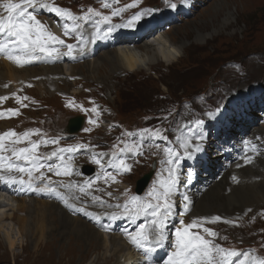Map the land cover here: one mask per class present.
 Instances as JSON below:
<instances>
[{"label":"rangeland","instance_id":"1","mask_svg":"<svg viewBox=\"0 0 264 264\" xmlns=\"http://www.w3.org/2000/svg\"><path fill=\"white\" fill-rule=\"evenodd\" d=\"M45 2L52 7L69 11L75 18L58 15L61 20H57L48 8L39 9L35 13L37 19L43 22L49 31L58 29L54 32L59 35L64 34V29H59L61 21L64 24H77L81 29L91 27V31L92 28L97 31L99 27L97 29L96 22L103 16L109 17V20L99 25L114 27L127 24L133 16L139 14L141 19L134 28L142 26V33L145 35L142 34L137 38L138 42L132 44L138 46L143 41L153 42V37L159 34L160 29L161 32L173 36L176 41L180 38L185 40L182 55L172 64L158 60L154 65H150V68L142 67L134 71L112 72L109 66L92 71L91 64L82 65L92 59L86 55L76 61L78 72L75 74L79 77H68L63 81L57 79L59 88L45 87L42 90L35 84L36 79L34 81V78H30L26 84L19 83L23 86L21 91L11 90L4 95L0 94V97L5 98L0 100L1 108L6 110L4 112L9 114V109L18 112L13 117L8 116V130L18 134L35 130L33 135L19 144H12V137L3 141L5 149L7 146L17 149L30 147L32 138L34 143L38 144L36 155L39 157L38 164L42 167L35 172L38 190L34 191L29 200L53 201L69 215L86 220L103 235L121 238L134 256L131 260L137 258L143 263L144 253L129 241L128 234L135 233L141 224L147 226L152 219L153 209H147L143 213L146 219L129 231L124 225L109 229L108 222L103 220L106 216H99L98 224H95L94 219L86 213L85 206L89 204L90 210L105 215L121 213L124 219L135 214H126L125 210V205H128L129 209L132 207L131 201L134 197L140 202L155 206L158 203L157 197L162 194L168 181L171 179L176 188L177 174L181 168L191 165L192 158L187 157L181 147L185 140L189 141L192 149L199 145V150L193 151L192 154L197 155L195 164L199 163L196 173L200 176V183L204 180L201 176L206 174V169L209 170L207 173L212 175L211 181H216L221 167L218 158L224 155L232 161L238 158H252L254 153H264V0ZM104 4L108 6L104 7ZM128 5L134 6L126 7ZM89 8L100 15H91L88 13ZM118 10V15H112ZM228 12L231 13L230 21L223 27L222 20ZM86 15L91 18L78 21L79 16ZM154 25L155 27H152ZM196 26L204 34L202 40H196ZM74 28L75 26L69 27L68 33H73ZM131 36H134V33ZM59 38L64 40L61 36ZM54 43L49 47H53ZM124 44L132 46L130 43L122 45ZM243 90L247 92L243 99L239 97L232 101L234 93H241ZM93 108L96 109L95 112L92 111ZM218 112L222 113L218 122L208 119V114ZM76 115L84 117L82 125L77 131L68 134V121ZM197 121L202 123L197 124ZM2 124L1 120L0 127L4 129ZM256 129L260 132L254 134ZM8 130L2 131L1 134ZM236 137H245L243 143L239 142V146L234 144L233 139ZM63 149L71 151H62ZM165 149H170L175 155L169 156ZM231 151L235 153V158L231 157ZM45 155L48 157L44 158ZM59 155L66 156L65 161L70 163L68 175H64L59 167H54ZM8 159L5 160L6 163L9 162ZM10 159L14 161L10 160L13 164H22L15 157ZM170 159L179 162L169 164ZM96 160H99V163H96ZM120 160L130 166L129 171L117 167ZM153 161V175L144 190L136 193L135 185L138 179L151 169ZM240 164L243 163L237 164L236 170L231 171L229 177L241 178L248 186L256 182L254 176L264 174L263 165L252 170L247 168L252 166ZM84 165L93 166L94 173L85 174L82 171ZM169 168L175 170L171 177ZM3 172L6 174L7 171ZM57 172L61 174L57 175ZM105 173H110L114 179ZM229 177L227 176V181L230 180ZM46 180L48 190L42 192ZM48 180L59 182L52 184ZM56 190L62 196L56 195ZM224 192L228 194L230 191ZM168 201L172 205L171 214L177 220L181 217L182 208L187 206V223L196 221L202 225L191 229V232L238 253L237 256L229 258L230 264H238L239 261L250 264L252 257L264 260V202L257 206L254 205L255 202H251V205L244 206L240 212L223 216L197 214L192 218L188 197L184 198L182 203L177 202L171 192ZM52 207L53 205L50 209ZM56 211L52 210L54 217L59 215V211ZM217 216L220 220L212 222V218ZM169 218L170 215L165 222L166 226ZM5 222L13 223V232L16 233V219L8 218ZM99 222L104 226L99 227ZM178 222L174 227L169 226L170 233L166 238L168 251L175 250L172 245L175 243V225ZM204 228L210 229L216 235L209 236L203 231ZM50 236L48 243H45L44 238L34 247L29 242L28 234L24 232L21 237H17L20 244L10 249L0 233V264H118L114 263L117 259L115 256L109 258V263H105L101 259V254L105 251L99 245L88 250L87 242L82 245L76 243L77 246L73 245L72 249L73 242L67 235L63 239L55 233ZM122 249L126 251V248ZM245 254H248V259ZM95 256L99 260H93ZM119 259L121 263L124 260ZM133 262L131 264H134Z\"/></svg>","mask_w":264,"mask_h":264},{"label":"bare ground","instance_id":"2","mask_svg":"<svg viewBox=\"0 0 264 264\" xmlns=\"http://www.w3.org/2000/svg\"><path fill=\"white\" fill-rule=\"evenodd\" d=\"M219 2L221 3V1ZM37 11H39V9H36L35 13ZM0 14L6 15V13H3L2 9H0ZM53 14H55L57 20H59L58 18L60 17L57 16L55 12H53ZM230 14L231 13L228 12V14L223 18V27L230 21ZM80 18V16L77 18L79 22L81 20ZM67 21L69 22V19ZM58 22L60 23V21ZM61 23L62 25L59 29H64V25H67L68 29L69 27L75 26V30L73 31V33H68L67 35L62 33L63 38L66 39L68 44L74 45L71 55H64V53H66L68 50H61L60 47L63 44L61 45L57 43H54L52 46L58 50L59 55L54 54L50 57L45 55L44 53L37 52L34 54V57L38 58H33L30 63H27L23 66L14 65V63L6 59L3 54H0V89L2 90L0 94L4 95L11 90L15 92L21 91V88L23 86L19 83L23 82L24 84H26V82L28 81V79L30 80V78H34V81L36 79L35 84H37V86L39 85L40 89L42 90L45 87H49V89H51L52 87H54V89H56L57 87L59 88V81L57 82V79L63 81L64 78L67 79L68 77H79L78 74H75V72H78L76 71L75 66L76 61H78L82 57L84 58V56L86 55L91 56L92 59L90 61L87 60L89 62L84 60V63L86 64L82 63V65L85 66L89 63L90 66L91 64L92 71L94 69L100 70L99 67L104 68L105 66H109L110 71L112 72H122L125 70L134 71L139 70L142 67L150 68V65H154L158 60H162L166 62V64H172L182 55L183 46L185 44V40H182L180 38L179 41H176L177 39L175 40L173 36L169 35L167 32H161V29L158 31L159 34L153 37V42L140 41L141 43L138 46L136 44H132L135 41L138 42L137 38H140L142 34L145 35L144 32L142 33V26L140 25H138L139 27L137 26L136 28L127 27L128 29L124 26L119 25L114 27L108 25H99V30L96 31L94 30V28H92L91 31V27L89 29H81L80 27L76 26L77 24H64L63 21H61ZM42 24L45 25L43 22ZM195 28L197 31L196 40H202V38H204V34L197 26ZM109 29H111V31H109ZM55 30L58 31V29ZM55 30L50 29V31L57 36V34L54 32ZM133 33L134 36H131ZM3 39L4 36L0 35V40ZM123 43H130L132 44V46H127L125 44L122 45ZM80 45H83V48L86 47V50L81 52ZM47 82L49 83V85ZM5 85H7V87H5ZM18 87L20 88L17 89ZM243 91L241 92L242 94L240 92L237 94L234 93L232 101H235V98L239 97H241L242 100L243 96L247 93L246 90L244 92ZM247 91L250 92L251 90ZM73 93H75V91H73ZM4 111L6 110L2 109L0 106V113L3 114L2 116H0V121H3L2 126L5 129L4 130L2 127H0V134L2 131H6L9 129L7 127V125L9 124L7 120L8 116L12 115L10 112L9 114H7ZM207 117L211 121L218 122L217 120L222 117V113L218 112L216 114H208ZM255 132H260V130L256 129V131H253V133L255 134ZM236 138L235 140L233 139L236 146H239V142L243 143L245 139V137ZM14 139L15 137H12V141ZM32 143H34L33 138ZM3 144H5V142H3ZM7 147L9 148V146ZM236 148L238 147H235V149ZM231 153V157H234L235 153L233 151H231ZM0 156H4L6 158L13 157L11 155V151L6 150H3L0 153ZM202 156L204 157L205 155L203 154ZM47 157L48 155H45L44 158ZM64 157L66 156L59 155L57 163L54 166L59 167L62 172H64L65 169H67V171H69L70 169V163L68 160L65 161ZM190 158H192V160H190V166H187L183 169L180 167L181 171L177 174L175 181V185L177 186L176 188H174V186L171 185V192L174 194L175 199L178 200L177 202L180 201L182 203L185 197L189 198V212L192 218L197 214H220L223 216L236 211L240 212L244 206L250 204L251 202H253V204L255 202V206H257V204L259 203L264 202V174H261L258 177L253 175L256 182H252V184L249 183V186L241 178L234 181L232 177H229L231 175V171H235V167L239 163H243L240 165H246V167L250 165L252 167L247 168L251 169L259 168L261 165L264 166V153H254V156L251 158L250 162L252 164L245 163V158H238V160L231 161L230 158L224 155V157L218 158V161L221 164L219 166L221 167L220 171L218 172L219 177L216 179V181H211L212 175L210 174V176L207 173L209 172V170L207 171L206 169V172L204 173H206L207 175L203 174V176H201L202 178H204L202 183L199 182L200 176H197L196 173V170L199 169V163H197V165L195 164L197 155L192 154ZM22 161L24 160H21V162ZM24 162H22V164L24 165H16L25 168L31 167L30 164H26L27 162ZM4 163L7 164L8 162L6 163L4 161ZM257 171H259V169ZM35 172L36 171L32 172L31 178L29 176L25 177V174L27 172H7L6 177H16L17 179L15 180L18 181L16 185L11 186L9 191H6L7 183L4 182V180H0V233L3 237L2 239L6 242L10 249H12L15 245L20 244V241L17 239V237H21L22 233L25 232L29 236L30 244H32L34 247H37L38 243L43 241L44 238L45 243H48V241L50 240L49 238L51 237L50 235L54 233L58 234L60 239H63V237L67 235L69 237V240L73 242L71 245L72 249L73 245L77 246L78 243L79 245H82L84 242H87L88 250L89 248L93 249L94 247L99 245V247L103 248L104 250H102L105 251L101 254L102 258L100 257L103 261H105V263H109V258L112 259V256H115L117 259L116 261H114V263L118 262V264H126L128 261L129 262L127 264H131L133 261H137L133 262L134 264H165L168 259L169 253L173 252L167 250L166 239L161 243H155V241L151 240L150 238V247H154L155 251L149 254V259L144 260L143 263L137 258H135V260H131V258H134V256L132 255V252L129 251L130 248L127 246V243H124V241L120 240L121 238L112 235H103V233L99 232L94 227L89 225L86 220H82L79 217L69 215L65 210H63L58 204L53 201L36 199L29 200L30 196L34 195V191L38 190V188H36V183L38 182V180L36 179ZM0 176L3 175L0 174ZM227 176L230 178L229 181H227ZM20 180H23L24 183H20ZM48 181L52 184H56L59 182H52L50 180ZM238 181L242 182L240 183ZM47 185L48 182L46 180L44 182L42 192H46L48 190L46 189ZM224 190L230 192L226 194ZM54 193L56 195L62 196V194H60L58 190L54 191ZM6 194H8V196ZM19 196H22V198H18ZM52 205L53 207L52 209H50ZM85 208L87 210L86 213L92 219H94L95 224H98L99 216H101L102 218L106 216V219L104 220L108 222L109 229L124 225L130 231L131 229L138 226L142 220L146 219L145 214H131L126 216V218L124 219L123 214L121 213L109 215L96 213L90 210L89 204L86 205ZM54 209L59 211L58 217L53 216L52 210ZM182 210L183 212L178 220L173 214H170L171 218H169L167 222L168 226H166L165 224L164 229L166 238L170 233L169 226L174 227V224L179 221L177 225H175V228L181 227V220H183L185 226L188 224L185 215L186 207L184 206ZM114 215L117 217L116 219H113ZM8 218L11 220L16 219V233L13 232V223L5 222V220ZM98 226L102 227V223L100 224L99 222ZM117 244H120L121 246ZM123 247L126 248L125 252L122 251ZM109 255H111V257H108ZM119 258L124 259H122V263L120 262L121 260ZM255 259L260 260L258 259V257H255ZM93 260H99V258L95 256ZM250 264H253V260H251Z\"/></svg>","mask_w":264,"mask_h":264},{"label":"snow or ice","instance_id":"3","mask_svg":"<svg viewBox=\"0 0 264 264\" xmlns=\"http://www.w3.org/2000/svg\"><path fill=\"white\" fill-rule=\"evenodd\" d=\"M104 4V7H107ZM134 5H128L126 7H132ZM48 8L49 11L55 12L59 16L68 17L69 19H75L72 14L67 11L60 9L59 7H52L45 0H19V2H14V0H0V9L6 15L0 14V35L4 36L3 40H0V54H3L6 59L13 62L17 66H23L30 63L37 52L44 53L47 56H53L54 54L59 55L58 50L55 47H49L52 42L57 44H64L65 41L60 39L54 33L49 31L45 25L42 24L40 20L37 19L35 10ZM31 9V11H30ZM88 13L91 15L99 16L100 14L95 12L93 9L89 8ZM118 11H114L112 15H118ZM91 16H84L80 19H90ZM141 19L139 14L133 16L127 24L122 25L124 27H135L136 23ZM109 17L103 16L101 20L96 22L98 26L101 22H108ZM79 27V25H77ZM75 30V29H73ZM111 31V29H109ZM68 26L64 25V34L67 35ZM68 51L64 55H71L74 45H66ZM80 51L83 52V45H80ZM7 87V85H5ZM5 99L0 97V100ZM25 99H27L25 97ZM23 106V105H22ZM93 112L96 111L95 108L92 109ZM12 115H17L16 110L9 109ZM3 114L0 113V116ZM95 123L94 121H90ZM202 123V121H197V124ZM87 131V129H86ZM147 131V130H144ZM35 133V130L25 131L22 134H18L15 131L9 130L6 133L0 134V150L11 151L13 157L17 160H24L29 163L31 167L25 168L13 164L10 159L7 164L4 161L8 158L0 156V170H6L7 172L16 171L19 173H28L31 178L33 171H39L42 165L38 164L39 157L36 155V150L38 148L37 143H32L30 147L25 148H15L10 147L5 149L3 141L6 138L15 137L12 144H19L24 140H27L31 135ZM46 143V142H45ZM134 148L137 146H133ZM181 147L185 151L187 157H191L193 151L199 150V145L196 149H192V145L189 141L185 140ZM133 149H129L132 151ZM62 151H71V149H63ZM169 156L175 155L170 149H165ZM55 155V153H53ZM99 163V160L95 161ZM178 160H169V164L178 163ZM251 157L245 158V163H250ZM239 166V165H238ZM118 168H122L124 171H129L130 166L125 163V161L120 160L117 164ZM51 170V169H50ZM174 169L169 168L170 177L174 173ZM60 175V172L56 173ZM64 175H68L67 169L63 172ZM106 176L111 177L110 173H105ZM114 179V177H111ZM232 179L235 181L236 177L233 176ZM0 180H4L6 183H15L16 180L12 177L0 176ZM24 183L23 180L19 181ZM173 181L170 179L168 183L164 186V191L160 196L157 197L158 203L153 206L151 204H145L137 200V198H132L131 205L129 209L128 205H125L126 214L135 213L136 215L143 214L147 209L152 210V219L146 226L141 224L135 233L128 234L129 241L134 244L138 249L144 253L145 260L149 259V254L155 251L154 247L148 246L151 240L155 243H161L166 239L165 234V222L168 216L171 214L172 205L168 201V197L171 193V185ZM83 191V189H81ZM187 199V197H185ZM187 207V206H185ZM117 217L114 215L113 219ZM220 220V217H213L212 222ZM181 227L175 230V243L172 247L175 249L173 252L169 253L168 259L165 264H230V257L237 256L238 253L234 250H228L221 247L218 244H214L211 240L206 239L204 236L191 232L193 228L202 227L196 221H193L186 226L183 220L180 221ZM150 229V231L148 230ZM203 231L209 236H215L216 233L212 232L208 228H204ZM245 258L248 259V254H245ZM253 264H264V260H256L252 257ZM238 264H244V261H239Z\"/></svg>","mask_w":264,"mask_h":264},{"label":"water","instance_id":"4","mask_svg":"<svg viewBox=\"0 0 264 264\" xmlns=\"http://www.w3.org/2000/svg\"><path fill=\"white\" fill-rule=\"evenodd\" d=\"M83 122V117L80 115H77L75 117H72L71 119H69L68 121V125H67V132H75L78 129H80L81 125ZM153 167H154V163H153ZM83 171L86 173H92L93 172V168L90 165H84L83 166ZM153 173V169L148 171L147 173H145L140 179H138L137 181V187H136V191L141 192L142 189L145 187V185L147 184L148 180L150 179L151 175Z\"/></svg>","mask_w":264,"mask_h":264}]
</instances>
